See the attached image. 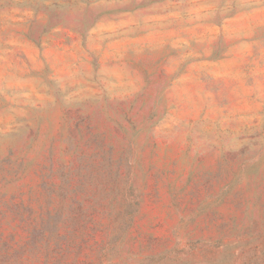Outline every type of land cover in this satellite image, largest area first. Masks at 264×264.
<instances>
[{
    "label": "rangeland",
    "instance_id": "1",
    "mask_svg": "<svg viewBox=\"0 0 264 264\" xmlns=\"http://www.w3.org/2000/svg\"><path fill=\"white\" fill-rule=\"evenodd\" d=\"M0 264H264V0H0Z\"/></svg>",
    "mask_w": 264,
    "mask_h": 264
}]
</instances>
